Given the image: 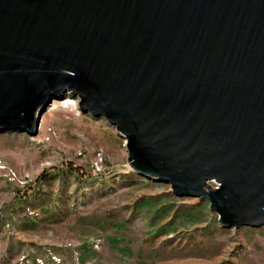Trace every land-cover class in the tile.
<instances>
[{
  "label": "water",
  "instance_id": "1",
  "mask_svg": "<svg viewBox=\"0 0 264 264\" xmlns=\"http://www.w3.org/2000/svg\"><path fill=\"white\" fill-rule=\"evenodd\" d=\"M68 89L135 172L264 225V0H0V127Z\"/></svg>",
  "mask_w": 264,
  "mask_h": 264
},
{
  "label": "rangeland",
  "instance_id": "2",
  "mask_svg": "<svg viewBox=\"0 0 264 264\" xmlns=\"http://www.w3.org/2000/svg\"><path fill=\"white\" fill-rule=\"evenodd\" d=\"M79 100L58 92L33 132L0 127V264H264V225L225 226L209 200L135 172Z\"/></svg>",
  "mask_w": 264,
  "mask_h": 264
},
{
  "label": "bare ground",
  "instance_id": "3",
  "mask_svg": "<svg viewBox=\"0 0 264 264\" xmlns=\"http://www.w3.org/2000/svg\"><path fill=\"white\" fill-rule=\"evenodd\" d=\"M69 102H70V100H69Z\"/></svg>",
  "mask_w": 264,
  "mask_h": 264
}]
</instances>
